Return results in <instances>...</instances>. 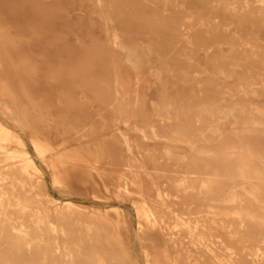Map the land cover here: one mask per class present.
<instances>
[{"label":"bare ground","instance_id":"obj_1","mask_svg":"<svg viewBox=\"0 0 264 264\" xmlns=\"http://www.w3.org/2000/svg\"><path fill=\"white\" fill-rule=\"evenodd\" d=\"M88 1L91 4V14L99 21L103 33L100 44L109 50L112 57L122 56L121 62L127 67L126 71L121 72L113 57L111 69L107 71L110 76V85H107V88L114 95L113 106L110 104L109 109L119 114V117L112 121L128 126L123 127L130 128L131 132L138 134L141 139L162 141V156L166 162L173 160L177 165L190 159L185 171L178 172L179 175L175 177L165 176L166 181L159 184L155 180L159 172L152 174L143 172L140 168L141 174H138L136 168V172L127 169L134 168L133 153H130L132 157L128 156L132 142L129 141L128 144V138L118 136L119 144L125 145L124 150L120 146L123 154L119 158V165L121 168L127 167L125 169L132 174H123L125 169L121 174H117L114 187L117 195L122 194L125 196L123 200L131 202L141 249L144 250V264H264V180L254 182L258 171L264 178V157L254 145L231 142L232 138H240L244 133H264V0H226L227 8L229 6L227 11L235 21L217 26L216 23L205 24L200 20L196 24L185 25L186 16L176 22L171 13L216 11V1L223 0H180L177 7H173L171 0H155V11L158 14L151 17V22L145 21L146 23L134 15L137 4L128 5L118 0ZM62 2L63 6L60 8L68 10L62 23H76L74 20H77L78 15L72 6V0ZM258 12L261 16L252 15ZM121 18L127 20L123 21ZM77 24L78 28H82L83 25ZM230 25L233 27L230 28ZM131 27L137 39L128 36L130 34L127 31ZM216 32L225 36L226 42L223 44L228 45L232 60L229 67L216 71V67L207 69L199 64L198 70L187 68V71L183 72L192 77L174 80L162 78L163 73L173 75L171 70H146L147 75L152 76L150 79L158 87L156 99L147 100V106L154 111L158 125H153L148 118H138L136 110L140 95L137 87L145 81H140L143 68L133 44L139 42L147 45V53L150 51L149 45L153 43H169L175 46V49L183 46L195 47L204 41L214 44ZM87 40L85 39L86 42ZM91 40L96 41L94 38ZM75 43L77 42L73 44ZM77 44L79 46V43ZM209 48L210 45L199 55L202 60L211 57ZM176 50L173 53H178ZM192 58L188 57V60ZM201 74L203 77L199 76ZM216 74L221 78H216ZM126 75H131V78L128 79ZM229 80L236 83L235 93L230 89L232 87L221 85ZM8 84L7 78H0L1 87L10 91L12 88ZM225 88L227 92L216 95V89L221 91ZM140 90L142 91V87ZM22 95L27 97L24 91ZM0 113L12 123L20 122L10 118L13 111L6 106L1 108ZM17 128L23 131L28 143L33 146L34 157L44 162L43 153L47 144L37 130L28 126ZM8 133L9 130L0 126V155H9L8 159H13L15 155L20 156V153L10 152L7 146L15 144L23 147V142L19 137ZM82 137V134H78L74 139L79 141ZM179 144L184 145L186 151L177 152ZM124 151L128 152V155L124 154ZM145 153L144 156L147 155L150 161L153 160L149 151ZM219 155L222 158H219ZM73 158L78 159V153L75 152ZM215 161L219 162L221 171L233 182L232 191L220 193L216 174L203 177L197 173L198 163L207 165ZM29 168L37 171L28 159L20 161L17 165L8 163L0 167V264H58L54 254L47 256L45 250L42 252V243L49 239L54 243L53 249L60 251L61 264H137L126 261L131 260L130 246L123 244L116 228V231L112 229L109 232L105 227L104 222L109 221L106 211L90 209V219L79 223L76 217L83 215L84 209L70 202H57L45 194L43 196L37 193L34 189L38 188V185L28 184ZM50 168V173L56 181L60 176V168L56 164ZM145 186L153 190V196L148 194ZM129 187H133L134 191H130ZM102 188L108 190L104 183ZM132 194L137 196L135 200H130ZM220 194H223V198L219 202L228 203L230 206L216 213V200L218 202ZM40 195L44 200L38 199ZM95 196L98 199L97 195ZM42 204L51 205L53 218L62 221V226L45 228L41 225L48 218L47 212L40 210ZM177 205L184 209L194 205L198 208L196 214H203L186 218L185 213L178 214L174 210ZM170 215L176 219L172 227L162 221ZM67 220L71 223L66 222ZM70 224L74 226L73 230L70 229ZM114 224L117 226V222ZM63 225L69 228L65 229ZM146 227L151 229L150 232L145 231ZM43 231L46 240L41 237ZM94 233L102 234V245L95 243L92 237ZM75 234L78 239H73ZM110 235L115 236L117 244H110ZM116 247L125 260L110 263L107 257L111 256V252L114 253ZM80 258L82 260L79 261Z\"/></svg>","mask_w":264,"mask_h":264},{"label":"rangeland","instance_id":"obj_2","mask_svg":"<svg viewBox=\"0 0 264 264\" xmlns=\"http://www.w3.org/2000/svg\"><path fill=\"white\" fill-rule=\"evenodd\" d=\"M118 1H124L128 5L137 4L134 15L143 23H146L145 21L151 22V17L158 14L155 11V0ZM148 1H151V3L149 4ZM72 2L78 18L74 20L77 21L76 23L69 25L63 24L68 10L60 8L63 6L62 0H0V66L2 65L0 68L3 70L0 69V78H7L8 85L12 88L9 91L0 85V110L4 106L10 108L13 111L10 118L20 121L18 124L12 123L0 113V126L9 130V135L19 137L23 142V147L15 144L7 146L10 152H19L20 156L15 155V158L8 159L10 158L9 155L1 154L0 167L8 163L17 165L20 161L28 159L30 165L37 168V171L29 168L28 184L38 185V188L34 189L37 193L39 192L43 196L45 194V196L57 202L67 201L76 207H82L84 209L83 215L76 217L79 223H85L86 220L90 219V209L106 211L109 217V221L104 222L107 230L109 232L112 229L117 230L123 244L130 246L131 260L126 259V261L144 264L142 259L144 250L141 249L140 235L136 230V218H134L135 214L131 202L123 200L124 195H117V190L114 187L115 176L121 174L127 168H121L119 165V158L123 154L120 146L122 150L125 149V145L119 144V137L128 138V144L132 142L129 155L126 151H124V154L131 156L133 153L132 156L136 162H133L134 170L127 169L136 172V168L138 174H141L140 170L142 169L143 172L148 171L152 174L159 172L157 173L158 178H155L159 184L166 181V178L175 177L185 171L190 159L188 158L177 165L173 160L166 162L162 156V141L141 139L138 134L131 132L130 128H125L128 126L112 121L114 118H118L119 114L113 113L109 109L110 104L113 106L114 95L107 88V85H110L108 81L110 76L107 75V71L111 69L113 57H115L116 64L121 72L126 71L127 67L121 62L122 56L114 55L112 57L109 50L106 47L103 48V45L100 44L103 33L99 21L91 14L90 2L88 0H72ZM227 2L226 0L216 1V11L205 10L193 14L188 12L171 14L176 22L186 16L185 25L196 24L199 20L205 24L216 23V26L228 24L235 20L230 17V12L227 11L229 8V6L227 8ZM170 3L174 5L173 7H177L180 0H171ZM252 15L261 16L259 12L252 13ZM250 16L251 14H249ZM121 20L126 21L127 19L121 18ZM77 23H80V26L83 25L82 28H78L79 24ZM66 25H69V27ZM229 27L232 28L233 26L230 25ZM83 32L86 35H83ZM127 32L130 34L129 37L137 39L133 27ZM214 37V44L204 41L203 44L198 43L195 47L183 46L180 49L176 47L177 50L175 46L169 43H153L149 45L150 51L148 53L146 52L147 45L139 42L133 44L143 68L140 77L144 80L141 79L140 81H145L150 86L145 82L142 83L143 85L138 84L140 86L137 87L140 95V103L136 110L138 118H148L153 125H158L154 111L147 106V100L151 99L153 101L156 99V91H158L156 88L158 87L150 79L152 76L147 75L146 70L153 68L163 72L171 70L173 75L163 73L162 78L163 80H174L192 77L183 72H186L187 68L198 70L199 64L204 65L207 69L216 67V71L219 68L227 69L229 67L228 65L232 60L227 49L228 45L223 44V42H226L225 36L223 37V35L221 36L216 32ZM92 38L96 41L91 40V42L90 39ZM85 39L89 40L86 42ZM74 42L79 43V46L77 43L73 44ZM208 45L211 46L209 51L212 52V55L210 58L202 60L199 55ZM175 50L178 53H173ZM188 57L193 58L188 60ZM189 63H192V65ZM199 76L203 77L202 74ZM126 77L129 79L131 75H126ZM216 78H221V76L216 74ZM221 85L232 87L233 89L230 88L232 92H236L235 82L229 80ZM141 87L142 91L140 90ZM23 91L25 95L27 94V97L23 96L24 94L22 95ZM221 92H227V88L221 91L216 89V95ZM18 126H28L37 130L39 136L47 144V149L43 153L44 162L34 157L35 150L33 146L28 143L23 131L17 128ZM78 134L83 135L79 141L74 139ZM231 142L254 145L264 157V133L262 131H255L247 135L244 133L240 138H232ZM213 147L216 148L214 145ZM177 148L176 151L179 153L186 151L184 145L179 144ZM144 151H149L155 161H150L147 155L144 156L143 153L146 154ZM75 152L78 153V159L73 158ZM219 158L222 157L219 155ZM218 163L215 161L204 165L203 162H200L198 163L197 173L203 175V177L212 173L216 174L221 188L220 193L232 191L234 189L233 182L221 171ZM53 164L60 168V176L56 181L50 173V167ZM127 169L122 173L125 174L126 172L127 175ZM256 173L254 182H262L264 178L260 175L261 173L259 171ZM165 176L166 178H164ZM103 183L108 186V190L102 188ZM91 187L96 192L92 193L91 191L94 190ZM129 190L133 192L134 188L129 187ZM145 190L148 194L150 193V196H153V190H149V187L146 188V186ZM41 195L38 199L44 200ZM136 198L135 194L130 196V200ZM218 198V202L216 200V213L230 206L228 203L219 202L223 198V194L218 195ZM51 208L50 204L40 206V210L48 214V218L41 225L45 228H58L62 221L53 218ZM200 209L204 210L203 208ZM174 210L178 214L185 213L186 218L189 219L203 214H196L198 208L194 205L188 206L187 209L177 205L174 206ZM84 217L86 218L84 219ZM157 221L160 222L161 220ZM162 221L168 224L169 227L176 223V219L172 215L162 219ZM116 222L117 226L114 224ZM70 225V229L73 230L74 226ZM63 227L66 226L63 225ZM149 230H151L149 227L145 228L146 232H150ZM42 233L41 237L46 240L44 231ZM92 237L95 239V243L103 244L101 233H94ZM114 237L110 235L109 242L111 245L117 244ZM73 239H78L77 234L73 236ZM53 247L54 243L49 239L46 243H42V252L45 250L47 256L54 254L58 259V264H61L59 260L60 251L53 249ZM116 248L114 253L111 252V256L107 257L110 263H116L120 259L125 260L121 251L118 247ZM83 253L87 254L86 251H83ZM80 260L82 259L80 258Z\"/></svg>","mask_w":264,"mask_h":264}]
</instances>
